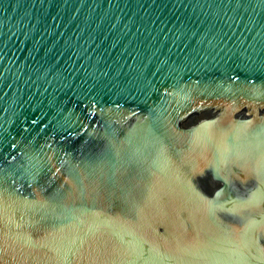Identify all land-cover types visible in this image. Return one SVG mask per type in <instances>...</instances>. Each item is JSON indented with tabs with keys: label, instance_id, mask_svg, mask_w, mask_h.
I'll use <instances>...</instances> for the list:
<instances>
[{
	"label": "water",
	"instance_id": "95a60500",
	"mask_svg": "<svg viewBox=\"0 0 264 264\" xmlns=\"http://www.w3.org/2000/svg\"><path fill=\"white\" fill-rule=\"evenodd\" d=\"M0 264H264V0H0Z\"/></svg>",
	"mask_w": 264,
	"mask_h": 264
}]
</instances>
